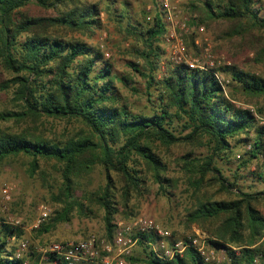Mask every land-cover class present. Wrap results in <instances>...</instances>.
<instances>
[{
	"label": "trees",
	"instance_id": "obj_1",
	"mask_svg": "<svg viewBox=\"0 0 264 264\" xmlns=\"http://www.w3.org/2000/svg\"><path fill=\"white\" fill-rule=\"evenodd\" d=\"M105 13L113 20L125 24V33L134 36L143 44L137 50L152 71L142 74L133 63V71L147 78L145 95L151 104L148 115L134 114L116 94L112 65L103 58L102 52L87 45L82 40H69L49 31L64 28L73 31L93 33L102 29V10L95 0H0V64L14 76L0 84V93H12L18 105L14 109L0 112L3 123L39 121L42 117L51 119H72L81 122L93 136L61 143L44 140L29 131H9L0 129V165L18 156L31 159V172L38 170V161H55L63 166V197H70L71 176L82 169L81 160L89 153L104 167L107 189L110 187V169L120 172L126 179L135 180L130 175L128 164L132 155L144 158L152 167L154 177L159 180L161 193L167 194L168 180L160 179L162 162L156 158L147 145L152 139L169 147L179 140L192 141L207 137L214 144L213 156L229 158L233 155L231 142L251 141L249 158L241 162L237 171L247 169L252 159L264 156V128L259 127L254 116L247 110L237 109L224 96L216 78L207 72L188 70L179 64L169 70L167 77L156 80L161 48L157 44L166 33L158 1L151 0L152 9L141 10L130 16L128 3L114 9L117 0H104ZM35 4L51 15L24 19L19 22L15 16L30 5ZM199 9L204 13L207 29L213 23H232V27L220 33L225 41H240L264 36V7L262 0H198ZM23 37V38H21ZM255 62L264 67V46L255 49ZM220 71V69L218 70ZM230 81L252 98L264 97V78L254 73L239 70L235 65L221 68ZM127 81V80H126ZM156 95V106L153 103ZM185 118L184 130L189 133L184 138L175 136L171 127L174 119ZM250 135H252L250 137ZM213 156L192 159L185 163L190 173L191 183L197 191L205 176L214 172L221 181L223 191L236 189L233 199L205 201L189 213L190 222L218 220L214 235L232 245L242 246L240 255L232 264H251L254 255L264 253L256 245L264 234V215L256 207L258 193L248 194L229 183L220 171L212 166ZM237 173V172H236ZM263 179L262 175H259ZM68 200V199H67ZM104 238L110 239L116 226L113 221L115 210L105 201L103 204ZM168 231V230H167ZM244 232L248 233L247 240ZM174 235V234H173ZM14 237L13 242L10 238ZM24 240L21 227H14L0 218V264H22L15 258L16 245ZM153 235H142L137 242L144 251L143 264H203L192 249L171 260L159 259L145 242H155ZM52 243V242H51ZM45 243L41 245H47ZM216 247H225L220 242H212ZM34 245H29L33 248ZM129 261L136 258L129 256Z\"/></svg>",
	"mask_w": 264,
	"mask_h": 264
},
{
	"label": "rangeland",
	"instance_id": "obj_2",
	"mask_svg": "<svg viewBox=\"0 0 264 264\" xmlns=\"http://www.w3.org/2000/svg\"><path fill=\"white\" fill-rule=\"evenodd\" d=\"M92 1L93 0H89ZM99 4L102 29L86 32L73 31L64 28L49 29L54 33L69 40H82L87 45L95 47L101 52L109 54L108 59L112 65V74L123 81L115 79L116 94L126 103L134 114L148 115L151 113V104L145 95L147 78L133 71L130 63L135 64L142 74L148 76L151 70L143 56L137 50H142L143 44L134 36L125 33V24L121 25L105 13L104 0H95ZM122 2L128 3L130 16L139 14L141 10L151 5V0H117L114 9L122 8ZM182 14L186 17L187 33H182L180 38L184 44L183 61L196 60L199 63L213 61L215 70H219V85L223 94L233 106L241 110L252 109L251 113L257 125L264 126V97L252 98L241 92L221 68L235 65L239 70L254 73L264 78V67L255 62V49L264 46V36L259 40L251 39L243 44L238 41H225L220 38V33L232 27V23H213L207 29L203 20L204 13L199 8L198 0H178ZM264 2V0H262ZM50 10L39 8L35 4L24 7L15 18L19 22L28 18L51 15ZM264 14V7L260 12ZM202 27L203 32L198 29ZM166 28H168L166 26ZM23 38V37H21ZM161 48V58L158 61V69L154 73L156 80L167 77L169 70L182 63H176L172 56L171 44L167 41V32L157 43ZM102 46V48H101ZM103 54V53H102ZM13 74L0 64V84L13 78ZM127 80V81H126ZM153 103L156 106V95H153ZM18 103L12 97V93H0V112L14 109ZM186 119H174L171 127L178 138H184L189 129L184 130ZM9 131H31L44 140L61 143L72 140L89 138V130L81 123L72 119H51L42 117L39 121L32 120L22 123L0 121V129ZM252 135H250L251 137ZM233 146V155L229 158L217 155L213 156L214 144L207 137H198L192 141L182 139L177 143L165 147L158 140L148 142L153 154L162 162L163 171L160 179L169 181L167 194L161 193L157 178L154 177L151 165L142 157L132 155L128 164L130 175L135 180L126 179L116 170L110 169V187L107 189L106 171L96 159L93 153L87 154L82 160V169L71 176L72 190L70 197H63V166L55 161H38V170L32 174L31 159L27 156H18L5 161L0 165V189L4 185L11 186V199L4 203L0 194V218L2 220L14 219L19 221V226L24 231V240L28 245H41L51 242L75 241L90 235L105 236L103 204L105 201L115 210L113 221L129 223L138 217H148L155 220L162 228L168 230L171 239L180 240L196 232L205 234L208 238L224 245L241 247L223 242L214 235L218 220H199L190 222L189 213L199 203L207 200H229L238 194L236 189L227 192L221 188L218 176L211 172L205 176L197 191L196 184L191 183L192 178L186 171L185 163L192 159H204L213 156L212 166H215L220 174L229 183L236 184L244 193H258L256 207L264 215V156L252 159L247 169L237 171L238 165L247 161L249 150L246 149L251 141L236 144L230 140ZM237 172V173H236ZM263 176V179L259 178ZM68 199V200H67ZM46 206L49 213L46 218L40 220V207ZM174 234V235H173ZM248 233L244 232L247 240ZM169 241V240H168ZM256 245L264 252V234ZM129 256L138 261L127 260ZM126 258V264H143L144 251L136 244Z\"/></svg>",
	"mask_w": 264,
	"mask_h": 264
},
{
	"label": "built area",
	"instance_id": "obj_3",
	"mask_svg": "<svg viewBox=\"0 0 264 264\" xmlns=\"http://www.w3.org/2000/svg\"><path fill=\"white\" fill-rule=\"evenodd\" d=\"M132 1V0H125ZM167 28V41L171 44L172 56L176 63H182L184 44L180 35L187 33L186 17L182 14L178 0H156ZM152 9L149 5L147 10ZM203 32V28L198 29ZM102 48V46H101ZM108 59L109 54L102 52ZM183 65L188 70H199L212 74L220 82V74L215 70L213 61L199 63L196 60H184ZM253 113L252 109L248 110ZM264 126V119L261 120ZM250 144L246 146L249 150ZM11 186L4 185L0 189L4 203L11 199ZM49 209L40 207V220L47 217ZM11 226H19V221L5 220ZM142 235H153L155 242H145L152 252L162 260H171L175 256H182L188 249H192L203 264H232L240 255L241 247L224 245L216 247L205 234L196 232L180 240H170L169 231L162 228L155 220L148 217H138L129 223L116 224L110 239L90 235L75 241L52 242L47 245H37L29 248L28 242L19 240L16 245L15 258L22 260V264H126V258ZM14 237L10 238L13 242ZM169 240V241H168ZM251 264H264V253L253 256Z\"/></svg>",
	"mask_w": 264,
	"mask_h": 264
}]
</instances>
